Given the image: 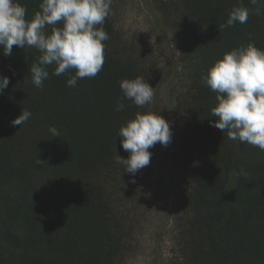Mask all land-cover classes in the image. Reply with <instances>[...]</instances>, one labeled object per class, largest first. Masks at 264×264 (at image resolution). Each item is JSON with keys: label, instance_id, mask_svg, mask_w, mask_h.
I'll list each match as a JSON object with an SVG mask.
<instances>
[{"label": "trees", "instance_id": "1", "mask_svg": "<svg viewBox=\"0 0 264 264\" xmlns=\"http://www.w3.org/2000/svg\"><path fill=\"white\" fill-rule=\"evenodd\" d=\"M41 2L19 0L27 19ZM120 2L112 0L103 24L109 39L103 42L102 71L76 87L67 86L69 73L52 74L55 65L47 66L43 88L35 87L29 69L41 53L14 45L6 57L0 47V76L10 81L0 95V264H118L125 252L119 205L131 174L115 161L117 154L129 156L118 132L137 112H150V104L140 108L123 98L119 82L143 76L150 84V79L120 55ZM241 3L250 9L247 23L219 31ZM154 4L148 10L159 27L155 7L175 32L187 80V119L177 157L185 177L167 264H264V151L211 126L216 93L201 79L234 48L253 43L264 50V14H255L258 6L264 11V2ZM121 100L124 110L116 111ZM23 110L31 112L29 120L12 126ZM52 126L60 137L51 135ZM241 168L246 176L238 175Z\"/></svg>", "mask_w": 264, "mask_h": 264}, {"label": "clouds", "instance_id": "2", "mask_svg": "<svg viewBox=\"0 0 264 264\" xmlns=\"http://www.w3.org/2000/svg\"><path fill=\"white\" fill-rule=\"evenodd\" d=\"M264 0H250L260 5ZM112 0H42L31 19L26 18L27 8L19 0H0V47L3 55H12L13 46L35 48L41 55L29 69L32 83L43 88L49 78L47 66L55 65L53 75L69 73L68 87H76L83 78H95L105 62L104 41L109 39L103 24L111 14ZM256 15L264 14L256 7ZM250 9L242 3L229 12L225 24L219 31L234 27L236 23L248 21ZM61 24V27H57ZM99 26V27H98ZM46 27L51 31L46 32ZM75 72L71 75V71ZM202 82L216 93V106L211 109L217 118L211 126L227 131V138L247 143L264 151V50L253 43L226 52L202 76ZM9 78L0 76V95L8 87ZM123 98L143 108L154 100V89L143 76L123 79L119 82ZM121 100L116 111L124 110ZM31 112L22 114L11 121L12 126L23 125ZM53 137H60L56 127L49 128ZM122 148L129 153L127 159L118 154L117 164L133 177L150 164V148L158 142L167 147L172 139L170 124L163 116L153 112H137L133 119L122 125L118 132ZM38 159L37 163H41ZM238 175L246 176L243 168ZM133 183L135 180L132 181ZM67 222V221H66Z\"/></svg>", "mask_w": 264, "mask_h": 264}, {"label": "rangeland", "instance_id": "3", "mask_svg": "<svg viewBox=\"0 0 264 264\" xmlns=\"http://www.w3.org/2000/svg\"><path fill=\"white\" fill-rule=\"evenodd\" d=\"M154 3L123 0L120 4L119 52L148 75L154 89L150 112L169 122L172 139L167 147L158 142L150 148V164L122 186L127 196L119 205L125 216V252L118 264H167L185 177L178 169L177 157L181 127L187 119L183 108L187 80L181 47L167 15L154 8L160 17L159 27L155 14L148 10Z\"/></svg>", "mask_w": 264, "mask_h": 264}]
</instances>
